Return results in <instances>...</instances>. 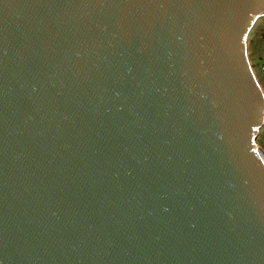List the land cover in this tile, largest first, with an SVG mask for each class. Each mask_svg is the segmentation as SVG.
Returning a JSON list of instances; mask_svg holds the SVG:
<instances>
[{"label":"water","instance_id":"water-1","mask_svg":"<svg viewBox=\"0 0 264 264\" xmlns=\"http://www.w3.org/2000/svg\"><path fill=\"white\" fill-rule=\"evenodd\" d=\"M259 15L0 0V264H264Z\"/></svg>","mask_w":264,"mask_h":264},{"label":"rangeland","instance_id":"rangeland-1","mask_svg":"<svg viewBox=\"0 0 264 264\" xmlns=\"http://www.w3.org/2000/svg\"><path fill=\"white\" fill-rule=\"evenodd\" d=\"M258 20V21H257ZM258 25L264 22V16H261L257 19ZM253 28L250 27L246 34V39L244 43V49L248 47V50L250 49V53H252V47L255 49L254 52L258 54L259 56H262V35L255 36V30H252ZM254 42L255 46L252 45ZM262 70V68H261ZM255 77V76H254ZM258 80H262L261 77L257 78ZM255 77V80L258 82V80ZM259 85V83H258ZM260 86V85H259ZM261 89V88H260ZM262 91V89H261ZM254 120L260 122V126L258 127L257 124L251 127V130L249 132V136L253 137L255 136V143L258 147H260L264 153V104L258 107L257 115L254 116Z\"/></svg>","mask_w":264,"mask_h":264},{"label":"crops","instance_id":"crops-1","mask_svg":"<svg viewBox=\"0 0 264 264\" xmlns=\"http://www.w3.org/2000/svg\"><path fill=\"white\" fill-rule=\"evenodd\" d=\"M264 15H259L254 22L252 23L251 27L252 30H255V36L262 35V56H259L256 54L255 49L252 47V53H250V49L248 50V47L245 50L247 61L250 65V68L252 70L253 75L256 77H261L262 80H258L257 83H259V87L262 89V93L264 95V70H261V68L264 66V22L258 25L257 19ZM257 20V21H256ZM253 46H255L254 42L252 43Z\"/></svg>","mask_w":264,"mask_h":264},{"label":"bare ground","instance_id":"bare-ground-1","mask_svg":"<svg viewBox=\"0 0 264 264\" xmlns=\"http://www.w3.org/2000/svg\"><path fill=\"white\" fill-rule=\"evenodd\" d=\"M246 148L249 152V155L256 161L260 172L264 176V155L260 147L256 145L253 137L247 139Z\"/></svg>","mask_w":264,"mask_h":264},{"label":"built area","instance_id":"built-area-1","mask_svg":"<svg viewBox=\"0 0 264 264\" xmlns=\"http://www.w3.org/2000/svg\"><path fill=\"white\" fill-rule=\"evenodd\" d=\"M262 70H264V66L262 67Z\"/></svg>","mask_w":264,"mask_h":264}]
</instances>
